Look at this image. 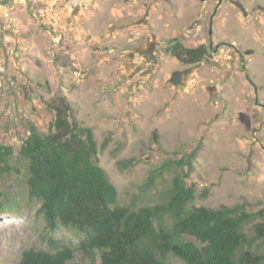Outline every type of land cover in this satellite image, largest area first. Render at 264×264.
<instances>
[{"label": "rangeland", "instance_id": "obj_1", "mask_svg": "<svg viewBox=\"0 0 264 264\" xmlns=\"http://www.w3.org/2000/svg\"><path fill=\"white\" fill-rule=\"evenodd\" d=\"M174 37L206 45V59L179 61L165 50ZM62 96L93 128L119 205L164 201L182 171L172 165L143 189L150 174L200 146L193 203L264 210V0H0V145L14 147L19 169L0 170V264L54 251L51 238L73 248L71 264H101L80 247L83 233L47 227L18 155L30 123L49 130L46 103ZM253 248L264 251V239Z\"/></svg>", "mask_w": 264, "mask_h": 264}, {"label": "trees", "instance_id": "obj_2", "mask_svg": "<svg viewBox=\"0 0 264 264\" xmlns=\"http://www.w3.org/2000/svg\"><path fill=\"white\" fill-rule=\"evenodd\" d=\"M165 50L188 65L209 53L206 45L187 47L178 37L168 40ZM46 105L54 112L49 130L30 123L18 155L27 162L29 197L39 202L51 231L63 225L83 233L80 247L99 251L101 264H171L170 256L185 264H264V251L253 248L264 239V221L254 225L253 235L245 231L258 214L264 218V210L250 212L247 202L218 208L193 203L196 192L187 178L200 146L150 174L143 189H152L172 165L182 171L173 176L164 201L119 205V191L98 162L93 128L76 118L66 96ZM14 155L13 146L0 145L2 172L19 170L10 164ZM50 242L54 251L30 248L15 264H71L73 248Z\"/></svg>", "mask_w": 264, "mask_h": 264}, {"label": "water", "instance_id": "obj_3", "mask_svg": "<svg viewBox=\"0 0 264 264\" xmlns=\"http://www.w3.org/2000/svg\"><path fill=\"white\" fill-rule=\"evenodd\" d=\"M219 2H221V0H219ZM216 11H217V8L215 9V11H214V13H213L212 18H213V16L215 15ZM210 34H212V29H211Z\"/></svg>", "mask_w": 264, "mask_h": 264}, {"label": "flooded vegetation", "instance_id": "obj_4", "mask_svg": "<svg viewBox=\"0 0 264 264\" xmlns=\"http://www.w3.org/2000/svg\"><path fill=\"white\" fill-rule=\"evenodd\" d=\"M219 5H220V4H218L216 8H218Z\"/></svg>", "mask_w": 264, "mask_h": 264}]
</instances>
